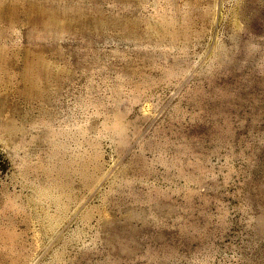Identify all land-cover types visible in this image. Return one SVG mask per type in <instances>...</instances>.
I'll use <instances>...</instances> for the list:
<instances>
[{
    "label": "rangeland",
    "instance_id": "1",
    "mask_svg": "<svg viewBox=\"0 0 264 264\" xmlns=\"http://www.w3.org/2000/svg\"><path fill=\"white\" fill-rule=\"evenodd\" d=\"M0 264H264V0H0Z\"/></svg>",
    "mask_w": 264,
    "mask_h": 264
},
{
    "label": "bare ground",
    "instance_id": "2",
    "mask_svg": "<svg viewBox=\"0 0 264 264\" xmlns=\"http://www.w3.org/2000/svg\"><path fill=\"white\" fill-rule=\"evenodd\" d=\"M31 5H33V4H31ZM34 6H35V5H34ZM34 8H35V7H34ZM52 16H53V15H52ZM51 19H52V18H51ZM53 22H54V21H53ZM39 68H40V67H39ZM35 69H36V68H35ZM35 69H34V70H35ZM40 70H41V69H40ZM40 70H39V71H40ZM39 71H38V72H39ZM40 73H41V72H40ZM35 74H36V72H35ZM37 74H38V73H37ZM40 76H41V75H40Z\"/></svg>",
    "mask_w": 264,
    "mask_h": 264
}]
</instances>
